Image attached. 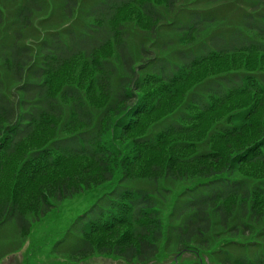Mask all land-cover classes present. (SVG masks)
<instances>
[{"label": "trees", "instance_id": "obj_1", "mask_svg": "<svg viewBox=\"0 0 264 264\" xmlns=\"http://www.w3.org/2000/svg\"><path fill=\"white\" fill-rule=\"evenodd\" d=\"M60 1L67 22L82 0ZM95 1L80 32L30 41L48 0H0V227L24 238L100 188L63 258L264 264V0H244L226 37L200 3L175 22L182 0ZM164 25L181 46L161 44L171 59L154 49ZM139 180L154 190L133 189ZM185 183L165 222L168 189Z\"/></svg>", "mask_w": 264, "mask_h": 264}, {"label": "rangeland", "instance_id": "obj_2", "mask_svg": "<svg viewBox=\"0 0 264 264\" xmlns=\"http://www.w3.org/2000/svg\"><path fill=\"white\" fill-rule=\"evenodd\" d=\"M206 0H182L179 14L174 17L176 21H182L187 16L188 4H199V9L203 10V13L215 14L220 17L221 20L217 22L216 27H214V32L219 33L223 37L227 34L229 30L238 23L240 10L244 4V0H233V3H228L224 5L205 7ZM95 0H82L78 10L74 13V17L65 22L63 16L61 15V1L60 0H48V9L44 11L39 17H36L33 25V30L27 32V37H30V41L37 40L48 34V31H61V30H72L74 32H80L82 26L88 22L87 17H85L84 11L89 6L92 7L95 4ZM6 9H10V5L4 4ZM259 12H264V9L260 8ZM140 32L135 31V36L139 39ZM149 42L150 39L148 38ZM167 42L169 46L175 48L179 46L177 35L174 33L169 26H161L158 30V36L154 44V49L158 51V55L161 50V44ZM140 43V40L135 44ZM134 44V45H135ZM148 44V42H147ZM153 47V46H152ZM165 51V50H164ZM162 54V53H160ZM166 59H171L172 54L169 51H165L162 54ZM169 119L168 121L173 120ZM125 139H123L124 141ZM113 161H115L113 159ZM142 167L143 165H138ZM167 183H158L155 186H159V190H163L164 185ZM188 183L181 184L180 190L168 189L172 197L170 203L167 204L163 210V218L165 222H169L170 205L174 202L176 195L180 194L183 190L184 185ZM133 189L135 187L145 189L147 191H153L154 185L150 181L139 180L131 183ZM104 189L96 188L85 190L78 195L64 200L55 207L44 217L33 222L29 234L20 238L16 231L13 229V225L7 223L0 227V264H122L114 257L95 255L87 260L72 262L61 255L69 240V235L67 230L77 218L78 215L84 213L96 200V198L104 192ZM164 195V194H162ZM169 198V197H168ZM177 199V198H176ZM98 239L104 240L103 237H98ZM107 240V239H106ZM234 255H240L243 253H248L249 256L254 254L255 250L236 248L231 250Z\"/></svg>", "mask_w": 264, "mask_h": 264}]
</instances>
